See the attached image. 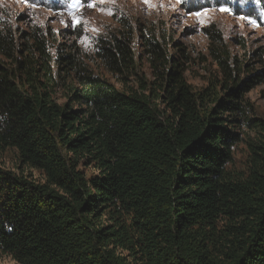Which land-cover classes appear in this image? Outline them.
Listing matches in <instances>:
<instances>
[{
  "label": "trees",
  "instance_id": "trees-1",
  "mask_svg": "<svg viewBox=\"0 0 264 264\" xmlns=\"http://www.w3.org/2000/svg\"><path fill=\"white\" fill-rule=\"evenodd\" d=\"M245 14L264 26L254 5ZM114 22L88 52L80 29L17 31L0 18V157L12 150L42 177L0 167V253L16 264H264V116L246 99L264 86V51L240 59L209 25L217 72L195 88L164 24Z\"/></svg>",
  "mask_w": 264,
  "mask_h": 264
},
{
  "label": "rangeland",
  "instance_id": "rangeland-1",
  "mask_svg": "<svg viewBox=\"0 0 264 264\" xmlns=\"http://www.w3.org/2000/svg\"><path fill=\"white\" fill-rule=\"evenodd\" d=\"M199 1V0H197ZM92 2L97 6L88 8L87 3ZM193 9L192 0H83V6L74 12L80 18L81 24L71 27L72 16L66 4L60 0H31L26 4L23 0H0L1 22H6L13 30L26 31L31 27L49 28L58 33L61 30L75 32L81 30L84 37L81 40L82 49L90 50L91 41L114 29V17L118 14L127 16L133 23L161 22L173 40L182 44L189 53L190 63L187 64L185 78L187 83L195 88L205 85V80L210 75H216L217 67L209 58V41L204 34V29L213 24L222 33L224 41L238 58L242 59L248 51L261 48L264 51V26L260 23H248L237 15L222 12L219 9L208 8L207 16L197 18L192 11L184 9L189 6ZM184 7V8H182ZM109 11L111 14H109ZM203 11V10H201ZM203 19V23H200ZM95 29L96 31H93ZM242 40L246 45L243 50L235 45L237 40ZM144 71L147 67L143 66ZM255 112L264 116V86L257 87L246 95ZM234 166L242 167L244 156L242 147L236 146L233 150ZM0 167L6 171L20 173L36 181H42L40 173L23 167L18 169L15 153L12 150L5 152L0 157ZM0 264H16L10 257L0 253Z\"/></svg>",
  "mask_w": 264,
  "mask_h": 264
},
{
  "label": "snow or ice",
  "instance_id": "snow-or-ice-1",
  "mask_svg": "<svg viewBox=\"0 0 264 264\" xmlns=\"http://www.w3.org/2000/svg\"><path fill=\"white\" fill-rule=\"evenodd\" d=\"M26 4H31V0H23ZM146 4H150V0H144ZM182 2H186V0H182ZM61 4H66L69 15L72 16V23L71 27L75 28L77 25L81 24L82 21L80 18L74 15V12L78 10L80 7L83 6V0H60ZM101 3H103V0H101ZM230 3H234L238 6L239 12H237L235 9H233L230 6L225 7H219V10L222 12H226L228 14H238L241 19L247 20L248 23L255 24V20H253L250 16L245 14V11L247 9V6L254 5L256 9L258 10L259 14L261 16H264V0H230ZM97 5L95 3L89 2L87 3L88 8H94ZM208 12V8L205 6L203 11H196L194 15L197 16V18L206 17ZM109 14L111 12L109 11ZM200 23H203V19H200ZM93 31H96L93 29Z\"/></svg>",
  "mask_w": 264,
  "mask_h": 264
}]
</instances>
